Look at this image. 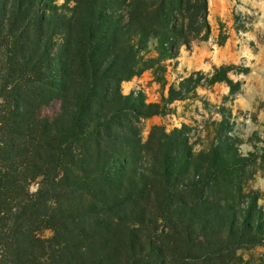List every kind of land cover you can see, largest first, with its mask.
<instances>
[{"label":"trees","instance_id":"1","mask_svg":"<svg viewBox=\"0 0 264 264\" xmlns=\"http://www.w3.org/2000/svg\"><path fill=\"white\" fill-rule=\"evenodd\" d=\"M209 14V0H0V264H235L264 245L262 196L243 188L264 130L245 153L224 106L200 149L188 124L146 140L141 126L200 85L240 92L230 73L251 67L191 72L155 102L123 89L147 70L166 84Z\"/></svg>","mask_w":264,"mask_h":264},{"label":"rangeland","instance_id":"2","mask_svg":"<svg viewBox=\"0 0 264 264\" xmlns=\"http://www.w3.org/2000/svg\"><path fill=\"white\" fill-rule=\"evenodd\" d=\"M209 7V20H213L215 31L219 28L217 36L213 35L211 26L208 39L196 38L190 50L182 46L180 56L167 62L166 84L159 82L152 70H147L133 78L131 85L124 82L123 89L124 92L143 90L147 93L148 101H160L163 96L168 95L169 85L178 83L189 72L212 73L217 66L213 63H235L251 67L255 61L253 54L260 52L258 63L263 66L262 70L257 67L253 73L251 67L248 74L230 73L234 80L243 82L240 92L230 95L229 86L225 82L203 84L197 88L196 96L174 102L171 113L154 116L141 123L144 140L155 124L165 126L168 131L188 124L194 128L191 141L196 149H200L207 146L211 138L209 132L212 127L209 128V123L221 119L217 107L224 106L232 113L234 134L243 141L241 148L246 153L253 149L250 140L253 132L264 130V34L259 33V38L255 41L243 33L258 27L257 25L264 27V10L259 6H252L249 0H209ZM244 179V191L259 192L262 196L260 203L264 205V164L248 168ZM34 189L36 186H33ZM43 234L49 235L50 231H44ZM237 255L239 258L235 260V264H264V245L240 249Z\"/></svg>","mask_w":264,"mask_h":264},{"label":"crops","instance_id":"3","mask_svg":"<svg viewBox=\"0 0 264 264\" xmlns=\"http://www.w3.org/2000/svg\"><path fill=\"white\" fill-rule=\"evenodd\" d=\"M250 1V4L252 5V6H259L261 9H263L264 10V0H249ZM240 8H243V6H241ZM210 21V20H209ZM210 23H211V26H212V32H213V35L215 34L216 36H217V34L219 33V28H217L216 29V31L214 30L215 28H214V22H213V20H211L210 21ZM259 24H261V23H259ZM262 25V24H261ZM260 25V26H261ZM258 27H256V28H253V29H251V30H249V31H247L246 33H243V34H245V36H247V38H250V39H253V40H258V38H259V33H261V32H263V34H264V27L263 26H261V27H259V25H257ZM214 32H216V33H214ZM231 32V29L229 28V32L228 33H230ZM227 33V32H226ZM213 38H214V36H213ZM231 38H229V40H230ZM244 39V38H243ZM253 56H254V62H253V65L251 66L252 67V72L254 73V72H256V70H257V67L258 68H260L261 70H262V68H263V66L262 65H260V63H258V61H259V56H260V52L258 53H254L253 54ZM257 56V57H256ZM261 56H262V54H261ZM257 58V59H256ZM213 64H216L217 66H220V64L219 63H213ZM188 72V71H187ZM189 73H191V72H189ZM136 78V77H135ZM125 83H127V85L129 86V85H131V83H132V80L131 81H125ZM131 90H129L128 92H125V93H129Z\"/></svg>","mask_w":264,"mask_h":264}]
</instances>
